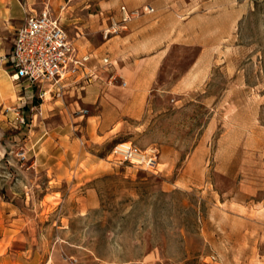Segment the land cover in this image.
Instances as JSON below:
<instances>
[{
    "label": "rangeland",
    "instance_id": "374dc122",
    "mask_svg": "<svg viewBox=\"0 0 264 264\" xmlns=\"http://www.w3.org/2000/svg\"><path fill=\"white\" fill-rule=\"evenodd\" d=\"M87 1L48 6L79 47L99 43L121 7L139 11L129 22H163L162 90L133 117L120 112L121 92L111 106L86 89L89 100L54 104L34 86L20 109L27 124L0 115V206L22 213L21 264H264V0ZM204 46L198 83L168 92ZM41 103L53 115L31 126ZM125 141L156 154L158 170L112 154Z\"/></svg>",
    "mask_w": 264,
    "mask_h": 264
},
{
    "label": "crops",
    "instance_id": "0c3cea01",
    "mask_svg": "<svg viewBox=\"0 0 264 264\" xmlns=\"http://www.w3.org/2000/svg\"><path fill=\"white\" fill-rule=\"evenodd\" d=\"M95 3L99 4L104 10L121 3V5H124L123 3L128 5L123 0H96ZM45 5L53 9L60 6L62 13L64 10L70 12L79 7L86 9L90 6V2L87 0H0V58L10 53L16 32L22 25L26 14L39 12ZM96 15H103V10H100ZM102 19L105 23L104 17ZM145 23L143 18L133 20L128 22L124 30L117 34H108L107 36L103 34L108 27L105 24L102 29L103 39L97 44H91V46L81 39V47H79L73 40L80 53H91L93 55L90 65L91 67H97V77L92 78L90 82H80L66 87L61 97L49 94L52 99L56 98L54 99V104L65 103L64 96L67 94L71 97L76 95L77 97H82L83 100H89L87 94L90 91L93 95L91 100L94 103L98 101L100 104H104L106 101L111 106L106 97L111 98V96L121 92L125 102L120 112L133 117H136L135 113H141L146 102L150 101L152 91L162 90V86L159 84L156 86V83L164 59L168 54L169 46L166 48L162 36H157L160 29H163V22L152 21L147 26H145ZM174 42L177 41H172L171 43ZM206 55L208 53L204 46L200 51L199 57L194 59L186 73L170 88H167L168 92L181 93L193 88L200 80L201 72L207 68V65H204L202 61V57ZM105 56H108L112 63L107 70H103L100 67V59ZM9 73V64L0 60V115L4 117L11 114V112L3 114L5 112L4 109L12 106L10 104L24 105V100L31 98L33 95L32 89L34 87V85L25 81L19 83L11 81ZM119 79L124 80V85L119 84ZM84 89L87 91V96L81 95ZM24 90L25 92H23ZM39 92L41 93L40 88ZM75 102L77 103L78 100L69 101L68 104H64L61 107L60 111L74 109ZM39 106L41 112L40 114H33L31 126L34 125L35 118L38 115H41L38 121L47 126V116L51 118L53 115L52 112L51 116L47 115L48 113L43 109V103ZM40 123L39 126H41ZM39 130L45 134L49 131L46 127H41ZM5 151V147L0 148V153ZM21 216L22 213L19 209L0 206V264L22 263V251L20 244H18ZM27 243V246L23 245L24 249L29 252V257L25 261L30 263L32 259L30 252L31 249H34V246L31 245L30 239Z\"/></svg>",
    "mask_w": 264,
    "mask_h": 264
},
{
    "label": "built area",
    "instance_id": "2783aa9c",
    "mask_svg": "<svg viewBox=\"0 0 264 264\" xmlns=\"http://www.w3.org/2000/svg\"><path fill=\"white\" fill-rule=\"evenodd\" d=\"M143 12L151 13L154 8L144 6ZM139 15V11H131L125 7L119 10V17L113 19L104 30V36L117 34L127 27L128 22ZM91 53H80L63 27L58 16L48 6L39 12L28 13L18 28L10 53L0 58L10 66L11 81H25L40 88V97L49 93L61 97L66 87L80 82H90L97 77V67H91ZM108 56L100 59V67L107 70L111 66ZM21 106L6 107L18 118V124H27ZM119 160L138 165L144 170L156 172L158 159L156 154L142 150L131 142H120L112 150ZM19 159H25L24 151H18Z\"/></svg>",
    "mask_w": 264,
    "mask_h": 264
}]
</instances>
